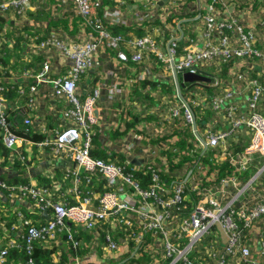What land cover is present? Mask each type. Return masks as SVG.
Wrapping results in <instances>:
<instances>
[{"label":"crops","instance_id":"crops-1","mask_svg":"<svg viewBox=\"0 0 264 264\" xmlns=\"http://www.w3.org/2000/svg\"><path fill=\"white\" fill-rule=\"evenodd\" d=\"M6 1L9 0H0V50H5L0 53V70L2 69L1 73L5 76V82L19 88L16 90L18 94L13 98L14 101L11 104L17 108L27 106L30 103L31 106L27 107L26 117L29 116L31 122L26 123V118L24 122L30 124L33 131L45 134L48 140H52L58 131L75 123L67 115V108L70 107L71 103L66 97L58 96L50 83H39L37 88L33 90L31 88L33 77L46 62L52 66L49 74L51 77L66 74L72 67L73 60L69 56H64L59 49L54 47L40 48L35 39L38 35L45 38L56 35L60 39L74 42L87 39L89 31L78 23L69 24L71 33L52 25V21L76 14L72 0H31V6L25 10L24 14L19 13L14 4L2 6V3ZM183 2L181 5L177 0H155L154 2L152 0H127L126 7L122 9L124 21L114 24L124 26L131 33L138 28H143L144 33L154 34L164 47L171 38L184 41V47H191L193 43L200 47L202 43L199 40V31L205 26L204 16L208 13L205 4L213 3V0H183ZM226 2L227 0H220L214 3L218 9L224 11L225 4L223 5V3ZM54 5L57 6L55 11H53ZM238 5V8L230 5V9L240 20V23L247 28L256 30L258 36L256 46L263 50L264 25H262L261 20L264 18V0H238ZM178 7L180 8L177 9ZM148 11L151 12L150 18L146 16ZM173 14L176 16L173 20L174 23L169 21ZM140 17L143 18L140 19ZM189 34L191 36L187 40L185 37ZM20 36L23 37L22 42L26 39L21 54L15 50L16 39ZM191 37L195 41H192ZM108 49L102 47L98 50L99 64L83 73L77 81V95L81 100H85L95 89L99 91L92 117L87 119L91 130V147L93 149H103L106 156L111 155L119 160L123 158L133 165L155 160L165 173L170 174L175 179L185 181V184L190 183L194 192L199 193V189L205 188L218 189L223 201L231 203L234 208L243 205L252 207V204L254 205L259 198L264 196V155L258 157L249 153L246 148L244 149L251 140V133L247 128L239 127L235 130L236 132L227 139L226 147L223 149L220 146L205 148L201 138L207 140L210 130L216 129L218 131L227 129L229 126L221 112L212 107L204 108L202 124L205 128V136L198 129L195 133L191 126L190 134L187 137L182 132L184 124L179 122V126L169 128L167 123L171 122L169 121L171 118L165 120L164 114L160 111L165 104V101L161 102L162 96L175 98L179 104L182 101L181 89L186 92L199 91L200 94L206 93L208 88L212 87L211 90L217 91V93L234 90L241 107L239 113L246 115L248 113L246 96L250 94V88L244 80L237 77L239 74L245 73L249 77L258 78L259 81L264 82V62L262 59L258 57L236 58L225 64L213 60L209 61L203 64L207 67L205 74L207 76L209 73L213 74L212 78L209 76L210 80L213 79L210 83L218 84L206 87L205 85L194 84L197 81H187L183 76H180L179 85L181 88L179 89L178 80H176L172 70L167 67L168 64L165 61L151 55H148L141 62L125 61L119 59L114 52L111 54ZM145 79L147 80L144 82L147 83L143 86L141 81ZM137 81L139 85L136 84ZM148 81H154L155 86H151ZM202 82H207L206 85L210 84L209 81ZM192 83L193 86L189 88ZM135 88H138L137 92L142 91L148 95V99H139L137 92H134ZM201 95L203 97V94ZM263 100L258 106L259 113L261 112L262 115L264 114ZM143 106L148 110L144 111L143 115L149 112L151 116L149 119L136 121L133 114L144 110ZM153 106H156L160 111L158 114L152 112H156L153 110ZM170 106L167 108L168 111L174 108L172 105ZM173 117L183 119L179 116ZM176 128H178L177 133H175ZM160 129L162 130L161 133L168 131L174 136L167 140L162 139L159 143L151 142L150 145L145 143L147 135L156 137V131ZM139 135H142V138ZM2 136L3 128L0 126L1 139ZM181 138L187 140L191 146L187 145L180 148L175 145ZM11 148L13 151L8 157L0 154V176L5 180L4 183L14 188L0 187V204L2 209L9 201L14 204L13 209L16 210V214L13 215L15 220L17 218L18 221H21L25 215L24 210L33 207L31 206L32 203L17 196L14 192L17 190L18 184L20 186L28 184L30 189H45L46 197L52 198L54 201L71 202L73 200L77 203L83 197L91 196L95 201L98 199L99 203V196L102 191L93 188V191L87 195L86 190L85 192L83 190L85 178L87 182L91 181L92 186L96 185L93 177L98 172H87L75 161L67 147L56 150L57 148H54L52 143L44 144L42 141L38 142L21 137ZM251 156L253 159L246 168H241L240 163H247ZM170 158L173 159L172 162H170ZM230 164H232L233 169L227 168ZM171 165L174 167L171 168ZM99 173L102 174L101 178L105 177L103 173ZM90 175H92V180ZM171 176L167 177L170 178ZM165 180L168 179L165 178ZM117 185L124 186L126 189V192L120 191L116 186L119 197L134 202L137 195L131 185H124L119 178ZM182 211H179V214L176 212V217L171 220L173 229L175 227L177 229L178 225L180 226V223L187 219L191 212L190 208L187 209L186 214H182ZM46 212H43L42 216L49 218L50 215ZM129 212L126 213L130 215ZM6 214L8 213L6 212ZM134 214L133 212L131 219H135L134 222L138 223L139 218ZM8 221V219H1L0 225H7ZM258 223L261 224L260 230L264 223ZM113 225L117 224H111L112 233L109 234L110 236L113 235ZM216 226L218 227L217 223ZM12 229H14L13 233L18 232L15 228ZM259 230L258 233L251 231L252 237L248 241L253 246L257 242L260 248L259 239L255 241L257 235L261 234ZM155 233L158 234V237L155 236ZM116 234L119 233L116 232ZM150 234L153 240L150 241L149 248L152 250L154 259L152 261L149 259L147 264H156L167 257L164 251L165 239L163 240L162 235L158 232L154 231ZM174 234V231L171 232L172 240H176ZM212 234L219 240L218 243L216 242L217 244L208 240ZM187 240V238H182L178 241L180 245H183ZM118 241L120 243L119 249L113 253V251H105V242L96 238L90 247V251L84 257L72 256L68 253V260L61 263L62 258L67 256V248L61 237H58L52 240V243L58 245L54 254V264H86L88 262L131 264V257L135 256L138 259L144 257L123 237L118 236ZM226 241L227 236L224 231L219 230L217 234L212 232L207 234L191 253L199 254V258L202 257L203 262H200L201 264H218L219 257H225L227 264H242L238 257L230 260L231 255L225 249ZM255 249L258 248L255 246ZM256 253V255L260 254L258 251ZM191 259L197 263L196 259ZM178 262L186 264L183 260L173 262L171 259L168 264H177Z\"/></svg>","mask_w":264,"mask_h":264},{"label":"built area","instance_id":"built-area-1","mask_svg":"<svg viewBox=\"0 0 264 264\" xmlns=\"http://www.w3.org/2000/svg\"><path fill=\"white\" fill-rule=\"evenodd\" d=\"M117 1L118 5L106 8L102 13V17L111 23L124 21L122 9L124 8L123 4L125 5L127 0ZM152 1L154 2L155 0ZM217 1L220 0H213V3ZM72 2L76 13L82 15L88 24L93 26V30L89 32L87 39H80L74 42L60 39L56 35H51L42 40L39 43L40 48L54 47L59 49L64 56L72 58L73 65L66 74L51 77L49 74L52 66L48 62L44 63L43 68L34 75L31 88L33 90L36 89L37 85L42 82L50 83L58 96L66 97L71 103L70 107L67 108V115L75 123L58 131L54 139L46 140L42 143H52L53 147L57 148L56 150L67 147L71 156L81 167L89 173H103L111 185L118 186V177H121L126 183L123 184L126 186L131 185L137 196L134 198V202L127 198L122 199L115 188L114 191L111 190L101 194L99 203H95L91 196H85L79 202L69 205L46 197L45 189H28L34 196H37L43 211L45 212L50 208L52 213L46 225L40 227L30 225L26 235H24L27 241L31 242L36 238H54L63 229L72 238L71 227L68 225L67 220L74 222L78 227L92 229L100 219H108L112 215L132 211L135 216L140 218L138 224L143 229V232L132 234L136 243L138 244L142 241L144 231L156 229L162 235L163 240L165 239L164 251L166 256H170L173 262L183 260L186 264H195L190 258V253L209 234L211 226L219 222L222 224L223 231L227 236L226 251L230 255L236 253L242 264H259V260L253 255L251 246L241 247L238 244L239 232L236 230L237 222L234 214L243 216L245 208L241 207L236 210L231 203L223 201L218 189H202L200 191V200L190 212L189 217L184 219L177 229L176 227L173 229L171 220L176 217V212L179 214L181 209L185 194V181L180 179L173 180L171 184L167 185L164 182L166 180L161 177L160 173L153 170L151 183L147 187H142L134 178L131 170L139 169L146 173L151 168V165L146 163L133 165L130 171H126L115 162H106L102 158L94 157L90 151L92 143L91 130L87 119L92 117L95 104L98 101L99 91L95 89L84 101L77 95V80L79 76L99 64L97 52L102 47L116 49L118 58L125 61L131 59L134 62H141L147 55L152 53L160 60L165 61L168 64L167 67L172 70L174 75L176 72L182 71L200 73L203 64L212 60L226 63L236 58L258 57L264 62V49L261 50L256 46L258 40L256 30L247 28L240 23V20L230 9V5L239 7L238 0H227L226 3H223V5L225 4L224 11L218 9L216 3L205 4L208 13L204 16L205 26L199 31V40L202 43L200 47L193 43L191 47L186 46L182 50L178 46L177 38H171L166 47H164L151 34H147L128 41L132 51L131 56L124 50L119 49L121 44L119 39L123 40V37L121 35H113L99 24L97 13L102 6L103 0H72ZM10 3L14 4L18 8V12L23 14L31 6V0H9L2 3V6H7ZM56 8L57 6L54 5L53 11ZM148 13H146V16L150 18L151 12L148 11ZM142 18L140 17V19ZM261 23L264 25V18ZM243 74H239L237 78L244 80L250 88V94L246 96L248 108L246 115L239 113L241 107L234 90L215 93L209 99L208 103L210 106L207 103H203L205 106L208 105V107L221 112L229 125L227 129L210 130L208 139L205 140L206 144L201 141L205 148L219 146L232 131L237 130L239 127H245L250 131L252 139L254 138V146L262 145V148H264V115L257 112L259 103L264 99V82L259 81L258 78L249 77L245 73ZM1 90L2 86L0 85ZM203 99H208V97ZM28 106H31V104L29 103ZM5 107V98L0 93V126L3 128L4 142L7 146L12 147L21 137L10 130L4 113ZM181 107L183 108L182 113L181 108L174 107L171 110V115L183 117L186 122L191 124L193 131L197 133V127L194 126L196 119L192 108L186 100H182ZM25 122H31L29 116L26 117ZM161 132V129L156 131V133ZM139 136L142 138V135ZM249 147L247 148L249 153H252V150H257L256 148L249 149ZM252 159L253 157L251 156L247 163H240V167L245 169ZM151 161L156 164L155 160ZM0 185L8 189L14 188L1 181ZM25 189V186H17V190L23 191ZM118 189L126 192L124 186L119 185ZM262 215H264V198L255 202L250 209V214L245 218L250 221V219L261 217ZM173 231L175 232L174 239L176 240L171 239V232ZM179 238H187L188 240L185 244L180 245ZM107 239L108 241L104 243L105 251L116 252L119 249V241L111 239L110 236H107ZM123 239L128 241L129 238L124 237ZM6 255V249H1L0 264H5ZM20 264H35V262L32 258H29L23 260ZM218 264H227L225 257H219Z\"/></svg>","mask_w":264,"mask_h":264},{"label":"trees","instance_id":"trees-1","mask_svg":"<svg viewBox=\"0 0 264 264\" xmlns=\"http://www.w3.org/2000/svg\"><path fill=\"white\" fill-rule=\"evenodd\" d=\"M178 1L181 3V5L184 3L183 0H177V2ZM116 5H118L117 0H103L102 6L98 9V13H97V16H98L97 18H99L98 22L102 27H104L105 29L110 31L113 35H121L123 37V40L119 39V43H121L119 45L120 46L119 49L124 50L129 56H131L132 51H131L130 44L128 41L130 39H134L137 37H143L144 35H147L149 33H144L145 31L143 30V28H138V29L134 30V32L131 33L124 26L123 27L117 26L114 23H111L110 21H108L107 19H104L102 17V13H103L104 9H106V8L108 9V8L114 7ZM123 7H126V4L125 5L123 4ZM179 8L180 7H178L177 9H179ZM175 18H176V16L173 14L169 18V21L174 23L173 20ZM73 23L82 24L89 32L93 30L92 29L93 26L88 24V22L84 19V17L78 13H76L70 17L68 16L67 18L64 17V18H59L56 21H52L53 26H55L56 28H62L65 32H68V33H71V30L69 29V27H70L69 24H73ZM150 34L152 37H154L156 40L159 41V39L154 34H152V33H150ZM189 36H191V34L187 35L185 38L188 40ZM44 39H45V37L38 35L37 39H35V42L38 44ZM191 39H192V37H191ZM22 41H23V37L20 36L16 39V42H15V50L19 54L22 53L23 45H24V42H26V39L24 40V42H22ZM178 46L180 49L183 50L184 46H185L184 41H182V40L178 41ZM108 50H110L109 52L111 54H113V52H114L117 56V50L116 49L109 48ZM4 51L5 50H3V51L0 50V53H3ZM5 55H7V54H5ZM149 55L156 57V55H154L152 53H150ZM243 59H249V57H246ZM128 61H132V60L128 59ZM1 63H3V62H1ZM223 64H225V63H223ZM206 68L207 67L202 66V70L200 72L202 74H205V71H207ZM1 72H2V69L0 70V85L2 86V90L0 91V93L5 98L6 107H5L4 113H5L7 122L9 124L10 130L13 131L15 134H17L18 136L23 137L25 139H31V140L38 141V142L46 141L47 137L45 134L37 133V132L33 131L30 124H26L24 122V119L26 118V114L28 111L27 106L26 105L25 106H19L17 108L12 106L11 102L14 101L13 98L18 94L16 90L19 88L17 86L11 85L8 82H5V76H3V74ZM183 72H185V71H182V73L176 72L175 77L177 78L178 82L180 80V76H183ZM80 76H79V78L82 77V76L81 77ZM209 76L212 78L214 75L209 73ZM219 77H220V75H219ZM146 80L147 79L141 81V82H143V86L146 85L147 82H144ZM212 80L213 79H211L209 81V83ZM141 82H140V84H141ZM148 83L151 86H155L154 81H148ZM206 83L207 82H200V83H194V84L205 85L206 87L214 85V83L213 84L210 83L208 85H206ZM136 84L139 85L138 81ZM192 86H193V83L191 84V86L189 88H191ZM211 88L212 87H209L208 88L209 90L206 91V93H200V94H199V91L186 92L185 90L181 89V91H182L181 95L183 97L182 100H186V102H188V104L192 108L195 119H196V127L198 130H200L204 134V136H205V128H203V124H202V119H203L204 115L202 114L203 113L202 111L204 108H206V107L208 108V105H209L208 102H209L210 97L212 95H214L215 93H217V91L211 90ZM137 91H138V88H135L134 92H137ZM137 94H138L137 97L139 99H142V100L148 99V97H149L148 95H146L142 91L137 92ZM201 94H203V97ZM205 97H208V99H203ZM82 101H84V99ZM163 101H165L164 108L161 109L160 111L164 114L163 116H164L165 120L171 118V119H169V121H171V122L167 123L168 127L171 128L172 126H179V122H180L181 124H184V126H183L184 129L182 130V132L184 133V136L185 135L187 136L188 134H190L191 124L186 122L182 118L173 117L171 115V112H172L171 110L173 108H171L169 111L167 109L170 105H172L173 107L181 108V113H182L183 112L182 111L183 108L181 107L182 101L179 102V104H178L177 99H175V98L171 99V98L162 96L161 102H163ZM203 103H207L208 105L205 106ZM143 108H144V110H142L141 112L133 114L136 121L138 119H149V117L151 116V113H149V112H147L146 115H143L144 111H148L145 106H143ZM152 108H153V110H156V112L155 111H152V112L157 113V114H158V112H160V111H158L156 106H153ZM257 110H258V108H257ZM258 112H259V110H258ZM164 128H165V124H164ZM165 130H166V128H165ZM177 130H178V128L175 129V131H176L175 133H177ZM211 131H216V129L211 130ZM235 132L236 131H232L228 135V137L219 145L220 147H222V149L226 147V142H227V139H229V136H232ZM143 136H145V134H143ZM173 136H174L173 133H170L168 131L167 132L165 131L161 134L157 133L156 137H154V136L151 137V136L147 135L146 136L147 141L145 140V143L147 142L148 145H150L151 142H158L159 143V141H161L162 139L167 140ZM149 138H150V140H149ZM230 142H232V141H230ZM175 145L179 146L180 148H184L187 145L191 146V144L187 140L182 139V138L180 140H178L175 143ZM229 145H230V143H229ZM249 145H250V142L248 143V145H246L244 147V149L245 148L247 149L249 147ZM242 150H239V151H242ZM12 151H13V148L6 145V143L4 142L3 136H2V139L0 138V154L8 157ZM90 151L94 157L102 158L106 162H115L117 165L123 167V169H125L126 171H130L132 169L133 164L130 161L127 162V161L123 160V158H121L122 160H119L116 157H113L111 155L106 156V153H103V149L98 150V149H93V147H91ZM180 157H181V155H180ZM172 160L173 159L170 158V162H172ZM202 160H203V158H202ZM145 163L147 165H151V168L146 173L143 172L142 170H139V169L131 170V172H133L134 178L142 185V187H147L151 183V176H152L153 170H156L157 172H159L161 177H163V179H165V178L168 179V180L164 181L165 184H167V185L171 184V182L173 180H178V179H175V177L171 176L170 174L165 173L163 168L161 166H159L157 163L154 164L152 161H149V160ZM172 167H174V166L171 165V168ZM146 168L148 169V167H146ZM227 168L233 169L232 164H230ZM92 175H90L91 180H92V178H91ZM101 175L102 174H100L99 172L94 175L93 180L96 181L94 183L96 185H94V186H92V184L90 183L91 182L90 180L87 182V180L85 178V180H84L85 186H84L83 190H84V192L86 190L87 195H88V193L93 191L92 190L93 188L98 189L99 191H102V194L107 192V191H111V190L114 191L115 190L116 186L111 185L108 182L107 178H105V177L101 178ZM167 176H171V177L168 178ZM118 178L122 183L125 182L121 177H118ZM0 181L5 182V180L1 176H0ZM124 184H126V183H124ZM17 186H19V184ZM22 186H25L26 189L23 191L16 190L14 192L17 194V196H19L22 199L27 200L30 203H32L31 206H33V207L31 209L24 210L25 215H24V218L21 219V221H18L17 218L15 220V217L13 215V214H16V210L13 209L14 204H11L9 201L8 203H6V206H4L5 207L4 209H2V205L0 204V220L1 219H8L9 220L7 225L5 224V222H3L5 225H0V254H1V249H6L7 255H6V258L4 260L5 264H20L23 260H27L29 258H32L33 261L35 262V264H54V254L56 252V249L58 248V245H56L55 243H52V240H55L58 237H61V239L64 242V245L67 248V256H64L62 258L61 263H65V261L68 260V253L71 254L72 256L76 255V256L84 257L85 254L88 251H90V249H91L90 247L96 238H100L105 243L108 241L107 236L112 233L111 232V224H113V223H116L117 225H113V228H114L112 230L113 235L112 236L109 235L111 237V239L118 241V236H121L123 238L128 237L129 238L128 239L129 244H131V246H133L134 249H136L141 255L144 256L141 259H138L135 256L131 257V259H130L131 264H142L143 262H144V264H147L149 259L151 261L154 259L153 255L151 253L152 250H151V248H149V243H150V241L153 240L150 233L154 232V231L155 232H158V231L156 229L144 231L142 241L137 244L134 237H132V234L138 233V232H143V229H142L141 225L134 222L135 219H131V217H132L131 215L133 214L132 211L129 212L130 215H128L127 213H121L119 215H114V216L112 215L108 219H100L99 221L96 222L95 227H93L92 229H85L84 227H78V226H76V224L74 222L67 220L68 225H70V227H71L72 238H70L68 232L65 229H63L57 233L58 236L54 239L53 238H36V239H33L31 242H28L24 235H26L27 229L30 227V225H36L38 227H40L42 225H46L49 221V218L42 216L44 211L41 208V204L39 203L37 196H34L28 190V189H30L28 184H23ZM128 186H130V185H128ZM185 186H186L185 187V194L183 196V201H182L181 209H180V211L183 210L182 214H186L188 208H190V210L192 211L196 207V205L198 204V202L200 200V191L202 190V189L201 190L199 189V193H197V192H194L192 190L190 183H186ZM0 187L3 188L1 185H0ZM39 187H46V186H39ZM89 195H91V194H89ZM263 198H264V196L259 198L257 201H260ZM139 201H140V199H139ZM58 202H61V201H58ZM62 202L69 204V205L75 204V202L73 200L71 202L62 200ZM94 202L98 203V199L96 201L94 200ZM253 206L254 205L252 204V207ZM137 207H138V205H137ZM241 207L245 208L244 209V212H245L244 215L242 216V215H238L236 213L234 214V216L236 217V222H237L236 230L239 232L238 244L241 247H244L247 245L251 246V250L253 252V255L259 260V264H264V226L259 230V226L261 224L258 223V222H260L262 224L264 223V215H262L261 217L252 218V219H250V221H248L245 217L250 214V209L252 207H247V206L243 205V206H240V207L235 208V209L238 210ZM6 212L8 214H6ZM9 213H12V214H9ZM46 213H48V215L51 216V213H52L51 209L48 208ZM113 218H114V220H113ZM127 219L131 222H127ZM215 227H216V225H214V224L211 226L209 234L213 232V229H215ZM12 228H15L18 232L16 231L17 233H13L14 229H12ZM258 230H259V233H261V234L257 235V237L255 238V241H258L257 239H259L258 244L260 245V248L258 247L257 242H256L255 246L258 248L256 250L255 246H253V244H251V242H249L248 239H250L252 237V234L250 233L251 231L258 233ZM116 232H118L119 234L117 235ZM148 234H150V235H148ZM155 236L158 237V234L155 233ZM208 240L211 241L212 243H215V244H217L219 242V240L216 239V236L214 237V234H212L210 237H208ZM47 242H49V243H47ZM75 242H76V244H75ZM256 251H258L260 254L256 255L257 254ZM236 252H237V250H236ZM198 256H199V254L190 253V257L197 260V263H195V264H201L200 262H203L202 257L199 258ZM167 257L161 261H158L156 264H159L160 262H161L160 264H168L171 257L170 256H167ZM237 257L238 256L236 255V253L231 254L230 260L231 259H237ZM182 263L183 262H178L177 264H182ZM86 264H95V263L88 262Z\"/></svg>","mask_w":264,"mask_h":264},{"label":"water","instance_id":"water-1","mask_svg":"<svg viewBox=\"0 0 264 264\" xmlns=\"http://www.w3.org/2000/svg\"><path fill=\"white\" fill-rule=\"evenodd\" d=\"M175 76H176V73H175ZM183 77L187 81H193V82L197 81V83H200L202 81H210L209 76L202 74L201 72L200 73H192L189 71H185L183 73ZM176 80H177V78H176ZM178 88L180 89L179 82H178ZM194 126L196 127V121H194ZM201 140L204 144H206V142L203 138H201Z\"/></svg>","mask_w":264,"mask_h":264},{"label":"rangeland","instance_id":"rangeland-1","mask_svg":"<svg viewBox=\"0 0 264 264\" xmlns=\"http://www.w3.org/2000/svg\"><path fill=\"white\" fill-rule=\"evenodd\" d=\"M253 139H252V136H251V140L249 141L250 142V145L252 143V145L249 147V149H251V148H256L257 149V150H254V151L252 150L253 155H256L258 157L264 155V148H262V145L261 146H257V147L254 146ZM217 225H218V227L216 226L215 229H213V233H215V234L219 233V230L221 232H223L222 231L223 230L222 224L219 223V222H217Z\"/></svg>","mask_w":264,"mask_h":264}]
</instances>
